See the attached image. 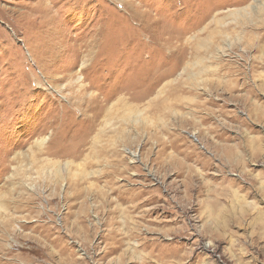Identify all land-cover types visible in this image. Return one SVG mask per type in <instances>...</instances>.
I'll return each mask as SVG.
<instances>
[{
  "label": "rangeland",
  "instance_id": "374dc122",
  "mask_svg": "<svg viewBox=\"0 0 264 264\" xmlns=\"http://www.w3.org/2000/svg\"><path fill=\"white\" fill-rule=\"evenodd\" d=\"M0 264H264V0H0Z\"/></svg>",
  "mask_w": 264,
  "mask_h": 264
},
{
  "label": "bare ground",
  "instance_id": "6f19581e",
  "mask_svg": "<svg viewBox=\"0 0 264 264\" xmlns=\"http://www.w3.org/2000/svg\"><path fill=\"white\" fill-rule=\"evenodd\" d=\"M240 11V10H239ZM237 13V10L235 11V12H232V13H230L231 15H235ZM137 120V119H136ZM129 153H130V155H131V157L132 158H135V156H136V152H134V151H129ZM55 172L57 173V172H59V169L56 167L55 169Z\"/></svg>",
  "mask_w": 264,
  "mask_h": 264
}]
</instances>
